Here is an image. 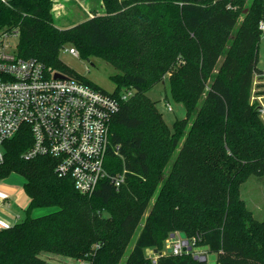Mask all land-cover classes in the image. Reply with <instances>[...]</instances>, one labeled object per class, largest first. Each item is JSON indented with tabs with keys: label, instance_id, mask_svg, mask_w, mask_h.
<instances>
[{
	"label": "trees",
	"instance_id": "obj_1",
	"mask_svg": "<svg viewBox=\"0 0 264 264\" xmlns=\"http://www.w3.org/2000/svg\"><path fill=\"white\" fill-rule=\"evenodd\" d=\"M56 0H0V32L19 31L17 54L96 84L61 59L69 45L81 58L112 65L121 104L111 132L127 170L118 189L108 180L80 194L55 172L56 160L22 158L28 127L5 143L0 182L16 173L30 197L26 218L0 228V264H52L43 253L90 264H208L191 254L162 255L171 234L185 232L216 264H264V219L242 198L247 180L264 178V121L250 104L260 64L263 0H102L106 13L70 28L56 26ZM243 17V19L241 18ZM168 77L186 117L169 126L149 92ZM55 208L32 217L37 208Z\"/></svg>",
	"mask_w": 264,
	"mask_h": 264
},
{
	"label": "built area",
	"instance_id": "obj_2",
	"mask_svg": "<svg viewBox=\"0 0 264 264\" xmlns=\"http://www.w3.org/2000/svg\"><path fill=\"white\" fill-rule=\"evenodd\" d=\"M258 29L261 44L264 11ZM18 39L19 31L0 32V165L5 161V143L28 127L33 143L23 159L53 157L57 162L56 174L71 179L82 195H92L103 180L119 189L125 183L127 170L110 174L105 164L110 151L123 158L121 146L112 143L111 126L121 104L132 98L134 91L115 95V91L97 89L54 71L35 58L20 57ZM69 53L80 56L76 48ZM259 68L254 74L250 104L264 114V67ZM56 73L65 78H55ZM167 110H172L169 104ZM183 241L176 233L170 255L194 252L196 238H188L191 251H184ZM75 264L90 263L79 260Z\"/></svg>",
	"mask_w": 264,
	"mask_h": 264
},
{
	"label": "rangeland",
	"instance_id": "obj_3",
	"mask_svg": "<svg viewBox=\"0 0 264 264\" xmlns=\"http://www.w3.org/2000/svg\"><path fill=\"white\" fill-rule=\"evenodd\" d=\"M106 13L105 7L103 6L102 0H56L54 5V19L57 27L61 29L70 28L83 21L88 20L90 17L97 15H104ZM243 19V17H241ZM16 44L17 40L13 39ZM73 46H67L61 53L62 61L72 70L87 77L90 81L96 84L101 89L107 92H114L116 89L115 83L112 81L111 76L116 72L112 65L103 61L100 58H92L91 60H84L79 57H75L69 53ZM79 52V51H78ZM80 54V53H79ZM260 67H264V42L260 44ZM149 97L154 101L158 102V109L163 113L164 118L169 126H173L174 122L179 119L186 117V109L181 103L174 101L171 87L168 77L163 82L155 86L150 92ZM172 107L171 111L167 110V105ZM261 118L264 121V114H261ZM6 180V179H5ZM4 183H13L14 180H18L19 184L23 185L25 182L24 177L19 174H11ZM242 198L246 200L248 207L255 213V216L261 220L264 219V178L251 177L243 186ZM7 204H13V207L17 209L19 220L23 221L27 213L25 209L17 203V200L12 199ZM55 208H37L31 212L32 217H40L54 211ZM138 233L135 235L134 240L126 256L124 257L121 264H125L127 257L131 253ZM169 240V239H168ZM167 240V241H168ZM167 241L165 247L162 250L150 249L147 250V255L155 263L158 258L162 255H168ZM194 253V254H193ZM198 253V254H195ZM193 257L199 255L200 257L207 258L208 264H216V256L207 252L204 247L196 246L194 252L191 253ZM43 258L50 261L52 264H73L72 260L55 255L52 253H43Z\"/></svg>",
	"mask_w": 264,
	"mask_h": 264
},
{
	"label": "crops",
	"instance_id": "obj_4",
	"mask_svg": "<svg viewBox=\"0 0 264 264\" xmlns=\"http://www.w3.org/2000/svg\"><path fill=\"white\" fill-rule=\"evenodd\" d=\"M66 1L69 2V0ZM18 182V180H14L13 183H4V181L0 182V228L11 227L18 223L20 218L17 209L13 207V204L9 205L7 202H10L15 198L17 203L22 209H25V211L30 204V197L24 190L26 180L23 185L15 186L19 184Z\"/></svg>",
	"mask_w": 264,
	"mask_h": 264
},
{
	"label": "water",
	"instance_id": "obj_5",
	"mask_svg": "<svg viewBox=\"0 0 264 264\" xmlns=\"http://www.w3.org/2000/svg\"><path fill=\"white\" fill-rule=\"evenodd\" d=\"M55 78H57V79H63V78H65V76L63 74H61V73H56L55 74ZM179 235L184 240L183 241L184 251H191L192 250V247L189 245V241H188L187 234L185 232H181V233H179ZM175 237H176V234L173 233V234H171L169 240L167 241V248H168V253L169 254L172 251L170 244H171L172 241H174ZM194 259L195 260H200L202 262H207V258H205V257L203 258V257H200V256H195Z\"/></svg>",
	"mask_w": 264,
	"mask_h": 264
}]
</instances>
